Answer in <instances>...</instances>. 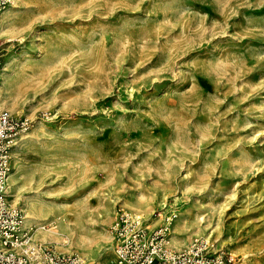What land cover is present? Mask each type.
<instances>
[{
	"label": "rangeland",
	"instance_id": "1",
	"mask_svg": "<svg viewBox=\"0 0 264 264\" xmlns=\"http://www.w3.org/2000/svg\"><path fill=\"white\" fill-rule=\"evenodd\" d=\"M10 1L8 197L36 239L102 264L123 210L264 264V0Z\"/></svg>",
	"mask_w": 264,
	"mask_h": 264
},
{
	"label": "built area",
	"instance_id": "2",
	"mask_svg": "<svg viewBox=\"0 0 264 264\" xmlns=\"http://www.w3.org/2000/svg\"><path fill=\"white\" fill-rule=\"evenodd\" d=\"M10 0H0V17ZM1 68V63H0ZM29 123L0 112V264H90L76 253L59 252L39 242L43 227L25 224L23 213L9 202L12 151ZM109 250L114 264H231L233 259L215 251L208 239H194L188 247L174 251L166 226L149 229L142 217L118 210L109 228Z\"/></svg>",
	"mask_w": 264,
	"mask_h": 264
},
{
	"label": "bare ground",
	"instance_id": "3",
	"mask_svg": "<svg viewBox=\"0 0 264 264\" xmlns=\"http://www.w3.org/2000/svg\"><path fill=\"white\" fill-rule=\"evenodd\" d=\"M13 1H15V0H13ZM12 1V2H13ZM10 3H11V1H10ZM14 3V2H13ZM13 7V6H12ZM2 18H3V16H2ZM2 18H0V24H1V21H2ZM3 23V22H2ZM6 68H7V65H5L4 67H3V69L0 71V77H2V75L6 72ZM12 175H10V177H9V181L10 180H12ZM12 182V181H11ZM85 203H87V202H85ZM85 205L86 204H84V207H85ZM89 208V207H88ZM81 209H83L82 208V204H81ZM86 210H87V208H85ZM89 210V209H88ZM80 211H82V210H80ZM84 212V211H83ZM69 215V214H68ZM57 216H60V217H55L56 218V221H60L62 218H64L65 216H66V220L68 221V220H70L68 217H67V215H66V213L65 212H61L59 215H57ZM63 216V217H62ZM31 218V217H30ZM201 220V219H200ZM30 221H32L31 219H29V218H25L24 217V223L25 224H29V222ZM69 222H73V220H70ZM172 222V220L171 219H169V218H167L166 219V227H168L169 225H170V223ZM32 223V222H31ZM71 224V223H70ZM48 234H51V235H58V233H55L54 231H52V230H50L49 232H47ZM46 237H47V234H46V232H41V234H40V236H39V239H41L42 241L43 240H45L46 239ZM48 238V237H47Z\"/></svg>",
	"mask_w": 264,
	"mask_h": 264
},
{
	"label": "crops",
	"instance_id": "4",
	"mask_svg": "<svg viewBox=\"0 0 264 264\" xmlns=\"http://www.w3.org/2000/svg\"><path fill=\"white\" fill-rule=\"evenodd\" d=\"M102 264H114L113 257H111V261L110 260H106Z\"/></svg>",
	"mask_w": 264,
	"mask_h": 264
}]
</instances>
